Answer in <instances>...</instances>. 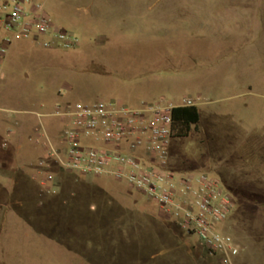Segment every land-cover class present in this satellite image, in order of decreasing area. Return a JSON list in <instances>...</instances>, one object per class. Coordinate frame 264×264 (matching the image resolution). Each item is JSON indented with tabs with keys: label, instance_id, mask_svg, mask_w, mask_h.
Returning a JSON list of instances; mask_svg holds the SVG:
<instances>
[{
	"label": "rangeland",
	"instance_id": "374dc122",
	"mask_svg": "<svg viewBox=\"0 0 264 264\" xmlns=\"http://www.w3.org/2000/svg\"><path fill=\"white\" fill-rule=\"evenodd\" d=\"M35 1L78 44L18 42L5 62L0 109L15 114H0V264H222L126 184L57 168L30 114L184 98L200 122L169 161L221 182L232 264H264V0ZM40 122L56 143L62 122Z\"/></svg>",
	"mask_w": 264,
	"mask_h": 264
},
{
	"label": "built area",
	"instance_id": "2783aa9c",
	"mask_svg": "<svg viewBox=\"0 0 264 264\" xmlns=\"http://www.w3.org/2000/svg\"><path fill=\"white\" fill-rule=\"evenodd\" d=\"M28 41L45 50L70 51L78 44L72 33L53 24L42 4L0 0V84L6 78L4 65L12 46ZM194 106L187 98L178 106L159 100L135 108L113 102H73L57 106L48 115L30 114L37 118L35 134L46 146L47 160L57 168L126 184L152 202L162 217L196 237L206 257H219L222 264H232L238 249L223 229L233 208L231 194L212 174H184L169 161L168 147L174 139L171 111ZM0 114L15 113L0 109ZM42 117L62 122L56 143L45 132ZM44 167L49 166L38 164L39 171Z\"/></svg>",
	"mask_w": 264,
	"mask_h": 264
},
{
	"label": "trees",
	"instance_id": "16d2710c",
	"mask_svg": "<svg viewBox=\"0 0 264 264\" xmlns=\"http://www.w3.org/2000/svg\"><path fill=\"white\" fill-rule=\"evenodd\" d=\"M171 118L174 123V138L187 137L191 131V128L197 126L200 122V116L195 106L173 108L171 111ZM252 198L250 199V202H259L258 198Z\"/></svg>",
	"mask_w": 264,
	"mask_h": 264
},
{
	"label": "crops",
	"instance_id": "0c3cea01",
	"mask_svg": "<svg viewBox=\"0 0 264 264\" xmlns=\"http://www.w3.org/2000/svg\"><path fill=\"white\" fill-rule=\"evenodd\" d=\"M33 1H35V0H33ZM36 2V1H35ZM38 3V2H37ZM41 4V3H40Z\"/></svg>",
	"mask_w": 264,
	"mask_h": 264
}]
</instances>
